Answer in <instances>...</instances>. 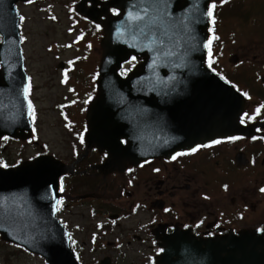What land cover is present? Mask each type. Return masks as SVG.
I'll return each mask as SVG.
<instances>
[{
    "label": "water",
    "instance_id": "obj_1",
    "mask_svg": "<svg viewBox=\"0 0 264 264\" xmlns=\"http://www.w3.org/2000/svg\"><path fill=\"white\" fill-rule=\"evenodd\" d=\"M17 1L26 0H0V81L14 91L11 100L0 103V138L24 140L30 120ZM208 3L111 0L91 16L98 21L109 7L119 12L101 22L98 94L88 111L85 139L89 147L106 150L109 163L123 168L125 162L243 131L237 125L242 98L204 67ZM132 56L142 61L122 78L118 71ZM64 173L63 164L47 156L0 167V238L46 264H77L56 217L57 180ZM221 243L230 247H166L158 264H264V243L256 234L225 236Z\"/></svg>",
    "mask_w": 264,
    "mask_h": 264
},
{
    "label": "flooded vegetation",
    "instance_id": "obj_2",
    "mask_svg": "<svg viewBox=\"0 0 264 264\" xmlns=\"http://www.w3.org/2000/svg\"><path fill=\"white\" fill-rule=\"evenodd\" d=\"M213 3L210 36L220 31L222 60L210 51L206 65L243 97L242 134L123 168L88 146L86 122L63 130L65 155L49 141L48 151L39 147L68 166L58 180L57 215L79 264H156L165 247L228 248L219 239L243 232L264 243V60L245 55L247 42L264 41L256 38L264 0Z\"/></svg>",
    "mask_w": 264,
    "mask_h": 264
},
{
    "label": "rangeland",
    "instance_id": "obj_3",
    "mask_svg": "<svg viewBox=\"0 0 264 264\" xmlns=\"http://www.w3.org/2000/svg\"><path fill=\"white\" fill-rule=\"evenodd\" d=\"M69 0H45L42 5L45 9L30 5L19 7L22 14V34L27 39L23 45L27 66L34 75L33 98L34 114L38 111L37 130L39 140L49 141L53 149L64 155V131L60 125L58 115L53 111V105L62 102L66 94L69 98L76 95L88 102L91 97L89 86L97 77V67L101 58L99 40L102 32L93 24L82 22L74 13L72 5L64 6ZM76 1V0H74ZM41 3V2H40ZM264 5V3H260ZM264 12V9H263ZM257 20L260 35L264 38V13H260ZM252 25L245 32H252ZM220 31L217 32V34ZM222 33V29H221ZM225 32L223 31V34ZM219 38V34L217 35ZM258 47L247 42L249 59L264 60V41H255ZM47 49L49 51H47ZM216 57L221 61L220 46L214 48ZM50 53V54H49ZM54 54L57 55L56 60ZM67 65V74H61L59 79L58 65ZM60 80V82H58ZM65 86V88H64ZM79 88L81 90H79ZM66 98L65 102L70 99ZM34 150L25 143L2 141L0 143V159L9 165L16 164L19 159L31 156ZM1 154L3 156H1ZM141 192H137L139 198ZM1 242V241H0ZM44 264L37 256L18 250L16 246L0 243V264Z\"/></svg>",
    "mask_w": 264,
    "mask_h": 264
},
{
    "label": "snow or ice",
    "instance_id": "obj_4",
    "mask_svg": "<svg viewBox=\"0 0 264 264\" xmlns=\"http://www.w3.org/2000/svg\"><path fill=\"white\" fill-rule=\"evenodd\" d=\"M216 8V4L213 3L211 4V6L209 7L208 11H207V16L209 18L213 17V13H214V9ZM213 23H215L214 19L212 20ZM211 44H212V40H209L208 43L205 45L206 48H209V50L211 49ZM27 89H25V95H27ZM29 108H31V104H29ZM262 192H264V188L261 189Z\"/></svg>",
    "mask_w": 264,
    "mask_h": 264
},
{
    "label": "trees",
    "instance_id": "obj_5",
    "mask_svg": "<svg viewBox=\"0 0 264 264\" xmlns=\"http://www.w3.org/2000/svg\"><path fill=\"white\" fill-rule=\"evenodd\" d=\"M0 243H2V242H0ZM5 263L8 264L6 261H5Z\"/></svg>",
    "mask_w": 264,
    "mask_h": 264
}]
</instances>
